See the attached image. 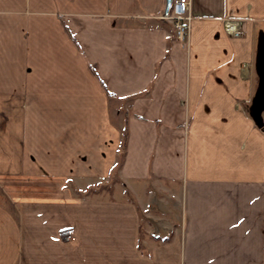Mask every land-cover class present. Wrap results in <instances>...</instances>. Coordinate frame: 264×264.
<instances>
[{
    "label": "crops",
    "instance_id": "obj_1",
    "mask_svg": "<svg viewBox=\"0 0 264 264\" xmlns=\"http://www.w3.org/2000/svg\"><path fill=\"white\" fill-rule=\"evenodd\" d=\"M190 1L0 0V264H264V0Z\"/></svg>",
    "mask_w": 264,
    "mask_h": 264
},
{
    "label": "built area",
    "instance_id": "obj_2",
    "mask_svg": "<svg viewBox=\"0 0 264 264\" xmlns=\"http://www.w3.org/2000/svg\"><path fill=\"white\" fill-rule=\"evenodd\" d=\"M190 3V0H173L168 15L164 16L172 22L176 37L183 41L188 39L190 32L192 20ZM241 23L240 19L226 18L224 19L225 31L236 34L240 31Z\"/></svg>",
    "mask_w": 264,
    "mask_h": 264
},
{
    "label": "water",
    "instance_id": "obj_3",
    "mask_svg": "<svg viewBox=\"0 0 264 264\" xmlns=\"http://www.w3.org/2000/svg\"><path fill=\"white\" fill-rule=\"evenodd\" d=\"M173 0H165L163 15L167 16ZM256 73L258 75V86L256 96L251 107V116L255 123L262 125V111H264V33L258 38L256 53Z\"/></svg>",
    "mask_w": 264,
    "mask_h": 264
},
{
    "label": "rangeland",
    "instance_id": "obj_4",
    "mask_svg": "<svg viewBox=\"0 0 264 264\" xmlns=\"http://www.w3.org/2000/svg\"><path fill=\"white\" fill-rule=\"evenodd\" d=\"M110 184V192L109 193H106V195H111V196H117L119 195L120 193V187H121V184H120V180H118L116 178V174H112L111 176V179H110V182H108V185ZM105 194V193H104ZM124 195V194H123Z\"/></svg>",
    "mask_w": 264,
    "mask_h": 264
}]
</instances>
